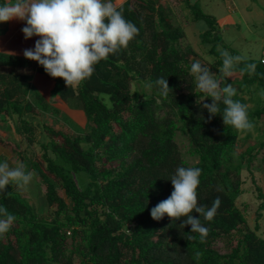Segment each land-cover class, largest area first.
I'll return each instance as SVG.
<instances>
[{
	"label": "trees",
	"instance_id": "1",
	"mask_svg": "<svg viewBox=\"0 0 264 264\" xmlns=\"http://www.w3.org/2000/svg\"><path fill=\"white\" fill-rule=\"evenodd\" d=\"M185 1L189 21L207 22L202 36L214 57L208 68L223 83L238 84L233 99L247 106L258 141L239 150L241 131L223 123L222 102L215 115L203 108L211 97L204 98L189 70L196 51L184 42L186 29L163 0H123L116 8L138 33L76 85L49 76L22 54L0 51V144H10L1 129L11 132V121L20 136L11 151L16 166L23 162L44 184L40 211L25 197V186L10 183L0 191V209L16 217L0 235V264H264L259 223L251 229L237 204L244 193V170L252 171L264 149V57L240 56L224 42L216 15ZM224 52L241 58L231 71L237 72V81L221 71ZM33 71L55 80L54 94L84 110V126L35 88ZM160 77L167 79L168 89H161ZM49 113L52 123L66 122L73 130L56 128L45 118ZM179 135L189 140L187 150ZM252 136L251 130L243 141ZM36 143L41 157L29 150ZM179 166L201 169L198 204L210 207L220 198L212 220L201 216L209 228L204 240L190 232V225L180 226L186 217L165 214L154 220L150 215L170 196L169 178ZM257 188L263 198L259 219L264 191ZM191 214L199 217L194 210ZM219 238L228 247L237 241L222 252L215 247Z\"/></svg>",
	"mask_w": 264,
	"mask_h": 264
},
{
	"label": "clouds",
	"instance_id": "2",
	"mask_svg": "<svg viewBox=\"0 0 264 264\" xmlns=\"http://www.w3.org/2000/svg\"><path fill=\"white\" fill-rule=\"evenodd\" d=\"M13 18L26 22L21 29L26 40L39 37L34 48L24 50V57L36 61L49 76L63 78L68 86L90 77L96 63L126 48L138 33L137 26L125 19L112 0H9L0 3V23ZM222 55L221 71L227 77L233 70L234 61L241 58L227 52ZM248 67L252 70L255 66ZM189 70L195 74L196 87L206 94L204 98L211 97V103H204L203 108L215 115L219 112L218 102H222L225 107L221 116L225 125L244 133L254 128L247 106L233 99L237 89L232 84L216 79V74L199 59L191 63ZM157 83L162 90L169 88L163 77ZM260 95L264 97V90ZM200 174L199 167H177L169 178L173 185L170 196L152 207L150 215L154 220L162 219L165 214L174 219L186 217L180 226L190 225V232L199 233L204 240L209 228L201 223V216L212 220L220 198L217 197L210 207L198 204L196 189ZM32 179L33 172L27 170L23 162L10 166L6 159H0V191L10 183L23 187ZM193 210L199 217L191 214ZM15 220L13 214L0 209V235L7 233Z\"/></svg>",
	"mask_w": 264,
	"mask_h": 264
},
{
	"label": "rangeland",
	"instance_id": "3",
	"mask_svg": "<svg viewBox=\"0 0 264 264\" xmlns=\"http://www.w3.org/2000/svg\"><path fill=\"white\" fill-rule=\"evenodd\" d=\"M192 2H198L205 12L216 15L219 25L222 28V33L224 37V42L230 45L235 51L239 52L240 56H251L254 58L264 57V0H191ZM174 12V18L177 23L181 24L186 29L185 43H189L195 49L196 54L194 59H199L200 62L206 66L210 67L211 62L214 60L213 55L209 51L210 43L203 41L202 33L207 28V22L204 19H199L197 21H189L187 14L190 13L191 8L187 7L185 0H163ZM7 27L6 22L0 23V31L5 30ZM216 74V79L220 80L217 71L212 72ZM237 72H231L228 77L235 79L237 81ZM234 86H238L236 82L230 83ZM250 106H254L253 101L248 103ZM59 106V105H56ZM75 115V114H74ZM49 119V123L54 124L56 128L64 126L68 130L71 129L67 123H52L54 116L52 114H47L45 117ZM52 118V119H51ZM40 119V118H39ZM42 119V118H41ZM70 119L78 123L79 118L76 116ZM262 121V120H261ZM81 123V124H80ZM81 126H84V122L80 120ZM11 132L6 129L2 130V135L4 139L10 138V144L8 148L12 151L14 148L15 140H19L20 136L15 133L14 125L10 121ZM73 130V129H71ZM4 131V132H3ZM1 133V132H0ZM252 138L243 141L246 133L241 132V137L238 142V149L243 150L248 145V143H254L260 133L256 128L252 129ZM41 134H39L40 136ZM38 136V137H39ZM264 137L262 136L261 139ZM180 145L183 150H187L190 146L189 140L181 135L178 136ZM25 147V144L23 143ZM30 151L34 150L37 156L41 157L42 149L39 144L36 143L29 148ZM196 161V158L191 159V162ZM243 178L244 181V193L240 196L237 201L239 207L245 212L247 218V225L251 229L256 228V223H259V228L256 229L257 233L264 236V209H261L262 216L258 219V207L263 201L262 197L258 195V186L264 191V149L260 152L257 160L254 163L253 169L244 170ZM254 178V179H252ZM28 192L25 193V197L30 199V201L35 205L38 211L42 209V202L40 197L44 194V184L39 177L33 175L32 181L25 185ZM237 239L235 238L230 246L236 244ZM230 246H227L223 238H219L215 242V247L220 251H230Z\"/></svg>",
	"mask_w": 264,
	"mask_h": 264
},
{
	"label": "crops",
	"instance_id": "4",
	"mask_svg": "<svg viewBox=\"0 0 264 264\" xmlns=\"http://www.w3.org/2000/svg\"><path fill=\"white\" fill-rule=\"evenodd\" d=\"M123 0H112V3L117 7ZM25 21L13 18L6 22V29L0 31V51H7L16 54H22L25 49L34 48L35 41L39 39L37 36L25 39L21 29L25 26ZM32 83L35 88L39 90L47 100H51L53 105L61 109L63 114L75 118L76 116L86 124V115L81 108L72 107L68 102L62 100L58 95L53 92L55 80L39 71H33ZM75 114V115H74ZM81 124V123H80ZM4 130V129H3ZM4 132V131H3ZM0 159H6L10 166H16L14 155L10 148L0 144Z\"/></svg>",
	"mask_w": 264,
	"mask_h": 264
},
{
	"label": "built area",
	"instance_id": "5",
	"mask_svg": "<svg viewBox=\"0 0 264 264\" xmlns=\"http://www.w3.org/2000/svg\"><path fill=\"white\" fill-rule=\"evenodd\" d=\"M262 62L264 63V58L262 59Z\"/></svg>",
	"mask_w": 264,
	"mask_h": 264
}]
</instances>
